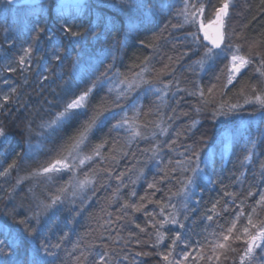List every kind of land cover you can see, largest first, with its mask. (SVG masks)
Wrapping results in <instances>:
<instances>
[{"label":"trees","instance_id":"trees-1","mask_svg":"<svg viewBox=\"0 0 264 264\" xmlns=\"http://www.w3.org/2000/svg\"><path fill=\"white\" fill-rule=\"evenodd\" d=\"M52 2H46L43 11L33 12L9 7L5 0H0V105H3L0 107V126L6 131V137H0V171L15 161V166L0 176V225H7L13 231L22 228L15 221L30 217L40 201H47L58 188L68 186L70 178L74 184L87 176L91 183L83 188L69 187L63 203L41 215L36 239L29 240L28 247L33 248L42 240L52 245L60 243V248L52 249L57 253L55 264H98L102 257L105 264H162L156 253L167 251L176 231H180L182 239L188 240L192 249H196L197 241L203 243L205 237L211 239L209 233L220 231L217 224L228 227L227 222L241 204L249 210L248 206L258 197L247 198L248 191L264 190V176L261 175L264 171L261 169L264 115L251 105H243L240 95L242 87L247 90L246 86L255 81L258 75L255 68L244 70L227 90L223 87L228 71L224 68L229 62L227 59L217 60L212 68L202 73L197 71L193 62L198 55L191 52L183 55L190 48V41L183 38L193 29L173 27L181 22L174 11L158 7L161 3L178 7L180 0H151L157 6L153 12L145 8L129 13L122 9L118 0L114 2L116 8L118 3L117 13L108 12L107 7L101 12L91 7L81 10L73 21L76 30L86 31L91 27L99 38L88 35L79 43L65 38L59 31L64 21L54 7L49 9ZM233 2L235 7L230 10L227 24L230 31L239 34L233 37V43L240 44L246 54L250 43L264 42V11L260 0ZM204 3L208 17L219 6L220 0H204ZM69 8L73 9L66 15L75 12L73 6ZM140 16L145 17L143 23L138 19ZM130 21L137 25L135 30H128ZM35 26L46 28L53 39L48 40L45 34L34 39L37 36ZM29 46L31 58H26V64L21 66L19 57ZM57 48L61 51L57 52ZM257 50L264 52V43L253 49L254 52ZM56 55H60L61 60L54 59ZM145 64L148 71L142 76L150 83L128 92L120 104L126 106L129 116L133 114V108L138 109L137 123L147 139L130 140L124 129H113L120 118L119 108L113 105L115 91L110 93L116 85L105 81L91 98L89 114L95 109L110 108L118 115L94 132L83 147V154L90 155L93 147L107 141L101 155L86 161L75 174H54L51 180L31 175L57 158L61 145L79 126L72 122L51 130L42 129V123L52 119L75 95L87 89L109 65L114 67L108 76L115 81L125 77L135 79V74L140 73ZM165 65L169 67L165 68ZM10 68L15 71H9ZM221 69L226 73L224 77ZM116 71L120 73L119 77L113 76ZM169 81L172 82L170 87L164 89V83ZM196 82L204 87L207 104L198 96L178 90L194 91ZM213 83L217 88L208 94L207 89ZM13 88L15 92L11 91ZM225 91L227 94L223 95ZM5 95L10 97L8 101L3 100ZM236 102L243 105L239 111L226 117H214L213 112L221 103ZM197 108L201 110L197 112ZM193 121L196 122L194 126ZM145 124L146 128L143 127ZM161 128L166 129V134L161 133ZM157 146L158 154L152 158V152L145 150ZM248 149L253 150V159L242 165ZM193 152H198L202 160L209 157L211 160L206 169L203 163L200 165L204 171L185 193L181 191L184 178L192 173L182 172L177 162L182 161L185 167L188 166V157L195 160ZM191 166L194 167V163ZM173 168L175 172L171 171ZM165 173L174 178L160 182ZM153 182L161 191L147 187ZM133 191L135 196L131 195ZM154 191L155 195H152ZM225 192L235 195L234 202L224 195ZM140 197L146 199L141 201ZM157 200L163 205H176V209L165 207V215L178 211L183 229L171 224L162 229L159 224L152 227V223L164 218L159 215L161 205L155 203ZM217 200L218 211L226 201L230 210L208 221L205 217L211 214L208 210ZM125 202L143 204L144 208L141 211L122 209ZM145 212L151 213L152 217L146 216ZM31 223L35 225V220ZM136 224L146 231L141 232ZM157 229L165 234V239L154 248L151 245L156 242ZM182 248L183 244L178 245L175 253H181ZM137 252L151 254L137 256ZM31 255L29 252V260ZM228 255L237 256L234 253ZM188 264L196 263L191 260ZM220 264L232 262L222 257Z\"/></svg>","mask_w":264,"mask_h":264},{"label":"snow or ice","instance_id":"snow-or-ice-1","mask_svg":"<svg viewBox=\"0 0 264 264\" xmlns=\"http://www.w3.org/2000/svg\"><path fill=\"white\" fill-rule=\"evenodd\" d=\"M9 7L15 6L18 10H31L35 12L37 9L43 11L47 0H40V3L24 4L22 0H5ZM120 4L123 10L129 13L136 11L140 12L141 9H149V12L157 9V6L151 3V0H120ZM261 10L264 11V0H260ZM49 9L55 8L59 13V18L64 21L61 24L59 31L65 34V38L75 39L77 43L83 41L86 36L93 35L94 38H99V34L95 33L93 28H89L86 31H79L77 25L73 23L76 18V14L81 10L90 7L86 3H78L75 6V12L65 14L67 9L58 0H53L51 5H48ZM159 9H168L169 12L175 13V16L181 21L178 25H173V27L184 28L189 26L191 31L187 32L184 40L190 41L189 51L183 53V55H189L191 52L194 55H198L193 64L201 72L212 68L217 60L227 59L229 63L226 65L228 71L226 74V81L223 85L224 89L227 90L230 85H233L234 81L237 80L238 76L244 73V70L249 67H254L255 72L258 74L255 81L241 88L240 95L243 97V105H251L254 110L264 115V52L253 51V49H258L259 46L264 43L262 41H254L249 44L248 52L245 54L242 52V46L240 44L233 43V37L238 36L234 30L230 31L227 20L230 16V10L235 7L233 0H220L219 6L215 7L211 12V15L206 17V7L204 0H180L178 7L171 3H161ZM140 22L143 23L145 17H138ZM137 28L135 23L129 22L128 30L132 31ZM213 31L210 33L209 29ZM37 36L34 39L39 38V34H45L48 40L53 39V35H49L48 31L44 27L35 26L34 28ZM111 30H109L110 34ZM202 34V35H201ZM207 42V43H206ZM14 43V42H12ZM144 42L141 41V44ZM57 52L61 49L57 48ZM24 55L19 57L18 63L23 66L26 64V58H31L32 48L26 47L23 49ZM56 60H61L60 55L54 57ZM171 59V58H170ZM114 65H109L105 72L100 73L99 76L91 82V85L81 91L78 95L66 103L62 110L58 111L55 116L42 123V129L56 130L64 126L65 124H70L72 122L78 123V128L76 133L68 138L63 145H61L59 151L57 152V158L47 163L46 166H41L40 168L34 170L32 176H44L46 179L51 180L54 174H60L63 172H70L75 174L76 169L83 166L86 161H91L94 157L101 155V149L107 143V141L96 145L92 148L90 155L83 154V147H85L90 141L91 136L94 132L99 131L103 126H106L110 118H115L118 113L112 111V109H104L103 111L95 109L90 111L91 98L94 95L95 90L98 86L102 85L105 81L113 83L116 85L114 89H110V93L115 91V99L113 100V105L119 108V119L116 124L112 127L113 129H124L129 133L130 140H135L137 138L147 139V136L141 131V126L137 123L139 117L138 109H132V115L129 116L126 106H122L120 101L126 98L128 92L139 88L141 84H149L150 81L144 80L142 73L148 71L147 64L141 69L140 73L135 74V79L129 80L126 77L122 79H117L113 81L111 76H108V72ZM168 68V65L164 66ZM92 66L89 65V69ZM98 71V69H96ZM9 71H15V69H9ZM113 76L119 77L120 73L116 71ZM220 77L217 76L216 80L219 81ZM163 83V81H161ZM171 81L164 83V89H168L171 85ZM195 90L188 91L186 89H178L179 91H186L189 96H198L204 104L208 101L205 100V89L199 83H195ZM217 88V84L213 83L207 89L208 94H212L213 90ZM15 92L16 89L11 90ZM226 91L223 95H226ZM9 96L5 95L3 97L4 101H8ZM239 102L236 103H221L217 110L213 112L215 116H229L242 107ZM3 105H0L2 107ZM201 109L197 108L196 111L199 112ZM107 113V114H105ZM84 118V119H81ZM193 121V126L195 125ZM159 127V125H157ZM147 127V124L143 125ZM161 133L166 134V129L161 128ZM155 135V133H153ZM0 137H6V131L3 126H0ZM171 143H174L172 141ZM145 151H151L154 158L158 154V146L151 149H146ZM192 156L195 157L193 161L192 157L187 158V165L184 166V162L178 161L177 163L181 165V171L187 172L191 171L192 176L184 178L182 192L187 193L190 186L196 184V178L200 173L204 171L200 167L203 163L205 169L209 167L211 157L206 160H202L198 152H193ZM254 152L252 149L247 150V154L244 156L241 164L249 163L252 161ZM171 163V162H170ZM194 163V167L191 166ZM15 166V161L0 171V176H4L8 173L9 169ZM261 169L264 170V162L261 163ZM175 172L176 169H171ZM123 174H121L122 176ZM264 176V171L261 173ZM120 177H117L119 179ZM174 177H169L167 173L161 177L160 182H164L165 179H173ZM91 179L87 176L84 180H76L73 184L72 178L68 182V186H62L57 189L56 194L50 195L47 201H40L34 211H32L30 217L20 219L15 221L18 225H22V228H17L15 231L10 229L7 225H0V264H55L57 258V253L52 249H58L61 247L60 243L49 244L46 240L40 241L33 248L28 247L29 240H35L38 233V225L40 223V217L42 214L47 213L52 208H54L58 203H63L65 199V194L68 192V188H83L85 184L91 183ZM216 183L217 181H210ZM19 183V181H18ZM147 187L149 189H155V191H161L157 187V183H148ZM155 191L152 195H155ZM132 196L136 193L133 191ZM175 195V194H174ZM225 196L235 200V195L233 193L225 192ZM258 197L254 199V203L248 206L249 210H246L241 204L238 209L234 210L232 219L227 222L228 227L225 225L217 224L220 229L219 232L213 231L209 233L208 237L204 238V242L197 241L196 249H192V245L188 240L182 239V233L176 231L175 235L170 238V244L167 245V251L161 252L157 251L156 255L159 256L162 264H188L190 258L199 264L200 261H204L205 264H220L223 257L224 260H231L232 264H264V190H258L253 192L251 190L247 193V198ZM146 197H140L141 201H144ZM171 199V197H169ZM156 204L161 205L160 213L162 220L152 223V227L156 228L159 224V228H164L166 224L176 225L179 229L184 228V224L179 220V212L173 211L168 215H165V207H171L176 209V205L168 204L163 205L161 201H155ZM219 200L212 204V207L208 210L211 214L206 215V220L213 221L214 217H221L223 214L229 212V202H225L224 206L218 211L217 205ZM131 208L133 211H141L144 208L143 204H128L125 202L122 205V209ZM127 215V213H125ZM146 216L152 217L151 213L145 212ZM154 219V218H153ZM35 220V225L31 223ZM239 225V226H238ZM136 228H139L141 232L146 231L145 228H141L139 224H136ZM64 238L62 237L61 240ZM165 239V234L159 229L156 231V242L151 246L158 248L161 242ZM140 241L137 240V244ZM183 244L181 253H175V249L178 245ZM241 245L242 247H238ZM191 249V250H189ZM192 251H196L197 255L192 256ZM29 252H31V260H29ZM175 253V254H174ZM228 253L237 254L236 257H230ZM151 253L137 252V256L150 255ZM51 258V259H49ZM124 259H127L125 256ZM98 264H105L103 257Z\"/></svg>","mask_w":264,"mask_h":264},{"label":"rangeland","instance_id":"rangeland-1","mask_svg":"<svg viewBox=\"0 0 264 264\" xmlns=\"http://www.w3.org/2000/svg\"><path fill=\"white\" fill-rule=\"evenodd\" d=\"M89 1L90 0H87L85 3L86 4H89L90 5V7H91V9H95V10H97V11H102V9L104 8V7H107L108 8V12H113V13H117V11L119 10V8H118V3H116L117 4V8L114 6V2H117V0H94V2L96 3V5L94 4V2L93 3H89ZM93 1V0H92ZM48 2V1H47ZM118 2H120V0H118ZM65 6H66V9H67V11H66V13H68V12H70L71 11V9H73V8H69V6H73V5H70V4H65ZM74 8H75V6H73ZM89 8V7H88ZM85 9H87V8H85ZM84 10V9H83ZM115 11V12H114ZM148 15H150L149 13H148ZM202 35V34H201ZM229 62H227L226 63V65L228 64ZM226 65H225V70H227V67H226ZM197 71H199V72H201L199 69H197ZM221 71H222V76L224 77L225 76V72H224V70H222L221 69ZM202 73V72H201ZM239 226V225H238ZM197 254H196V251H194L193 252V254H192V256H196ZM191 258H190V262H191ZM196 263V262H195Z\"/></svg>","mask_w":264,"mask_h":264},{"label":"water","instance_id":"water-1","mask_svg":"<svg viewBox=\"0 0 264 264\" xmlns=\"http://www.w3.org/2000/svg\"><path fill=\"white\" fill-rule=\"evenodd\" d=\"M47 1H53V0H47ZM87 0H58L59 3L62 4H70L73 6H76L78 3H85ZM24 4H32V3H40V0H22ZM210 33L213 31L211 28L209 29ZM207 43V42H206Z\"/></svg>","mask_w":264,"mask_h":264}]
</instances>
